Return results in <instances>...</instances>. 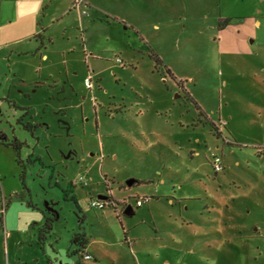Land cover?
I'll return each instance as SVG.
<instances>
[{
	"label": "rangeland",
	"instance_id": "rangeland-1",
	"mask_svg": "<svg viewBox=\"0 0 264 264\" xmlns=\"http://www.w3.org/2000/svg\"><path fill=\"white\" fill-rule=\"evenodd\" d=\"M88 2L0 0V264H264V0Z\"/></svg>",
	"mask_w": 264,
	"mask_h": 264
},
{
	"label": "trees",
	"instance_id": "trees-1",
	"mask_svg": "<svg viewBox=\"0 0 264 264\" xmlns=\"http://www.w3.org/2000/svg\"><path fill=\"white\" fill-rule=\"evenodd\" d=\"M221 22L224 26L229 22V19H223ZM150 57L152 59H154L156 67L161 64V62L158 59H156L154 55L151 54ZM165 71L170 75L168 69L165 68ZM171 77L173 79V76H171ZM176 84L179 85V82H176ZM22 126H23V128H25L26 130H29V131L33 129V126L30 123L22 124ZM211 126L213 127V125H211ZM0 145H2L4 147H10L13 151H15L16 161L19 164V166L22 167V174H24L25 169H24V166L20 160V149L24 146V143L17 140L14 136H12V138L10 140H8L6 135L3 134V132H0ZM67 188L69 189V187H67ZM68 189H67V191H68ZM63 196L65 198V196H66L65 191H63ZM71 200L74 202L75 206L78 208L77 201H76L75 197H72ZM2 206H3L2 207V215H3V212H4L3 208H4V206H6V200H4ZM55 217H56L55 213H49L47 215H44L42 227L40 228V230L38 232V241L39 242L42 243L45 240L46 236L51 232L52 224L55 220ZM80 221H82V218H80ZM1 224H2V220H0V225ZM87 242H88L87 237H86L84 232L74 233L72 235L70 241H69L71 246L76 247V249L73 250L72 255L78 253L80 255L81 259H83V255L86 254L85 253V246H86ZM76 264H81V262L77 261Z\"/></svg>",
	"mask_w": 264,
	"mask_h": 264
},
{
	"label": "built area",
	"instance_id": "built-area-1",
	"mask_svg": "<svg viewBox=\"0 0 264 264\" xmlns=\"http://www.w3.org/2000/svg\"><path fill=\"white\" fill-rule=\"evenodd\" d=\"M72 1H73V4H72L73 8L82 9L80 14L87 15L86 10L83 9V7L87 6V0H72ZM116 62L121 63V60L116 59ZM86 86H87V88H90L91 85H90L89 80H87ZM211 161H212L211 166H212L214 172H218V171L223 169L222 168V159L220 156L215 155ZM146 200H147L146 198L136 200V206H140ZM90 205H91V207H94V208L103 209L104 207L107 206V201L105 199L98 200V201L91 200ZM91 259H92V257L89 254L86 253L83 255V260H91Z\"/></svg>",
	"mask_w": 264,
	"mask_h": 264
},
{
	"label": "water",
	"instance_id": "water-1",
	"mask_svg": "<svg viewBox=\"0 0 264 264\" xmlns=\"http://www.w3.org/2000/svg\"><path fill=\"white\" fill-rule=\"evenodd\" d=\"M134 182H135L134 180H128V181H126V185H127V186H131ZM101 199H104V197L99 196V200H101ZM131 212H132V209H131L130 206H128V207L125 209V211H124V215H130Z\"/></svg>",
	"mask_w": 264,
	"mask_h": 264
},
{
	"label": "crops",
	"instance_id": "crops-1",
	"mask_svg": "<svg viewBox=\"0 0 264 264\" xmlns=\"http://www.w3.org/2000/svg\"><path fill=\"white\" fill-rule=\"evenodd\" d=\"M90 6V3L88 2V0H87V6H86V8H88ZM262 8H264V6H261ZM259 11H260V9H259ZM82 16V15H81ZM85 16H87V15H85ZM233 18V17H232ZM231 18V19H232ZM238 18V17H237ZM225 19H229V18H225ZM230 20V19H229ZM101 197H103V196H101ZM102 200V199H101ZM1 227H3V221H2V224L0 225ZM85 233V232H84ZM85 235H86V233H85ZM87 237V236H86ZM71 239V238H70ZM70 241V240H69ZM87 241H88V238H87ZM86 245H88V242H87V244ZM87 246H85V250L87 251ZM86 253V252H85ZM90 255V254H89Z\"/></svg>",
	"mask_w": 264,
	"mask_h": 264
},
{
	"label": "flooded vegetation",
	"instance_id": "flooded-vegetation-1",
	"mask_svg": "<svg viewBox=\"0 0 264 264\" xmlns=\"http://www.w3.org/2000/svg\"><path fill=\"white\" fill-rule=\"evenodd\" d=\"M47 207H48V209H49V205H47ZM49 213H51V212H47V214H49ZM53 213V212H52Z\"/></svg>",
	"mask_w": 264,
	"mask_h": 264
}]
</instances>
